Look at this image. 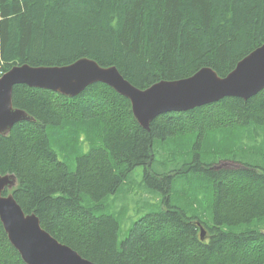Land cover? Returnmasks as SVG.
I'll return each instance as SVG.
<instances>
[{"label":"trees","instance_id":"obj_1","mask_svg":"<svg viewBox=\"0 0 264 264\" xmlns=\"http://www.w3.org/2000/svg\"><path fill=\"white\" fill-rule=\"evenodd\" d=\"M263 43L264 0H0L3 73L16 64L62 66L89 57L146 89L203 67L226 76ZM13 104L33 120L0 134V174L18 177L4 195L13 193L83 257L98 264H264V90L160 114L149 130L130 100L104 83L76 97L16 85ZM184 137L189 150L171 160L172 140ZM221 159L242 167L219 168ZM137 167L144 168L142 185L161 191V206L122 238L106 202L129 192ZM0 264H26L1 220Z\"/></svg>","mask_w":264,"mask_h":264},{"label":"water","instance_id":"obj_2","mask_svg":"<svg viewBox=\"0 0 264 264\" xmlns=\"http://www.w3.org/2000/svg\"><path fill=\"white\" fill-rule=\"evenodd\" d=\"M95 83H104L128 98L135 119L149 130L160 114L190 111L226 97L247 100L264 90V43L241 59L226 76H220L211 67H203L189 77L161 80L146 89L132 84L117 66H102L89 57L62 66L16 64L0 74V134L8 135L17 123L33 120L13 104L16 85L76 97ZM17 185L15 174H0V220L26 264H98L44 229L37 214H27L13 193L4 195ZM202 233L205 239L203 229Z\"/></svg>","mask_w":264,"mask_h":264},{"label":"rangeland","instance_id":"obj_3","mask_svg":"<svg viewBox=\"0 0 264 264\" xmlns=\"http://www.w3.org/2000/svg\"><path fill=\"white\" fill-rule=\"evenodd\" d=\"M189 137H184L182 143L172 140L171 147L176 151L171 153V160L175 158L180 160V158L185 157L183 151L187 152L189 146ZM169 156L170 154H165ZM189 156V155H188ZM160 156L155 154L156 161ZM70 168L75 169V164L71 160L69 162ZM217 167L225 169H237L242 167V164L238 161L231 159H221L218 162ZM144 177V168L137 167L130 176V181L126 185L128 191H123L121 189L118 193L110 196L106 202V210L110 213L115 214L122 224V238L128 233L131 224L145 215L147 212L154 209H158L161 206V191L159 189L156 192H150L146 186L142 185L141 180ZM160 199V200H159Z\"/></svg>","mask_w":264,"mask_h":264},{"label":"built area","instance_id":"obj_4","mask_svg":"<svg viewBox=\"0 0 264 264\" xmlns=\"http://www.w3.org/2000/svg\"><path fill=\"white\" fill-rule=\"evenodd\" d=\"M0 61H1V54H0ZM0 69H2V66H1V64H0ZM0 73H3V72H0Z\"/></svg>","mask_w":264,"mask_h":264},{"label":"bare ground","instance_id":"obj_5","mask_svg":"<svg viewBox=\"0 0 264 264\" xmlns=\"http://www.w3.org/2000/svg\"><path fill=\"white\" fill-rule=\"evenodd\" d=\"M260 46V45H259ZM160 200V199H159ZM207 217V216H206ZM209 218V217H208ZM204 220V219H203ZM204 230V229H203ZM205 232V231H204ZM202 236H203V233H202ZM204 237H205V235H204ZM202 239H203V237H202Z\"/></svg>","mask_w":264,"mask_h":264}]
</instances>
